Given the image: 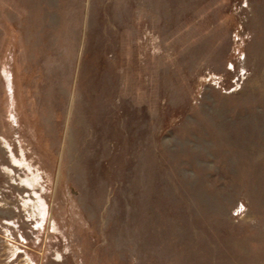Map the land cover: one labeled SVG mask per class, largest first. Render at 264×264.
Here are the masks:
<instances>
[{
	"label": "rangeland",
	"instance_id": "1",
	"mask_svg": "<svg viewBox=\"0 0 264 264\" xmlns=\"http://www.w3.org/2000/svg\"><path fill=\"white\" fill-rule=\"evenodd\" d=\"M0 264H264V0H0Z\"/></svg>",
	"mask_w": 264,
	"mask_h": 264
}]
</instances>
